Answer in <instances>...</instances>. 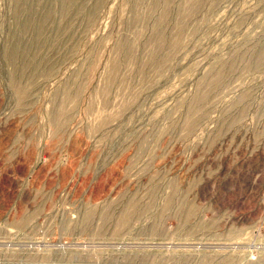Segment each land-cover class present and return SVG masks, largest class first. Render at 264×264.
<instances>
[{"label": "rangeland", "instance_id": "obj_1", "mask_svg": "<svg viewBox=\"0 0 264 264\" xmlns=\"http://www.w3.org/2000/svg\"><path fill=\"white\" fill-rule=\"evenodd\" d=\"M0 264H264V0H0Z\"/></svg>", "mask_w": 264, "mask_h": 264}]
</instances>
